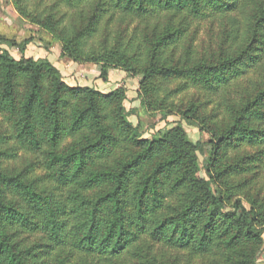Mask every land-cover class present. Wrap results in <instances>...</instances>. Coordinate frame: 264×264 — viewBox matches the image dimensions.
<instances>
[{
    "label": "trees",
    "instance_id": "16d2710c",
    "mask_svg": "<svg viewBox=\"0 0 264 264\" xmlns=\"http://www.w3.org/2000/svg\"><path fill=\"white\" fill-rule=\"evenodd\" d=\"M35 17L103 81L141 75L140 101L178 120L143 137L123 88L71 85L25 44L18 59L0 47V264H257L264 0H55ZM206 24L219 34L204 42ZM191 89L204 109L217 96L208 113L184 107ZM183 122L213 135L210 156Z\"/></svg>",
    "mask_w": 264,
    "mask_h": 264
},
{
    "label": "rangeland",
    "instance_id": "374dc122",
    "mask_svg": "<svg viewBox=\"0 0 264 264\" xmlns=\"http://www.w3.org/2000/svg\"><path fill=\"white\" fill-rule=\"evenodd\" d=\"M54 1L22 0L16 4L14 0H0V40L8 42V45L1 44L0 47L7 49L13 57L18 59L21 56L19 48L25 44V56L46 58L60 71L66 82L71 85L93 86L102 92L123 88L126 96L124 105L126 109L133 112L128 119L133 124H136L138 120L140 121V131L143 137H150L153 132L159 129L171 127L178 120V115H174L172 111L171 115L164 121L161 119L162 114L160 111H149L138 98L137 89L139 88L141 75L127 73L119 67H109L107 69L108 81H103L98 77L100 72L99 64L95 62H78L62 53L60 40L35 21V16H44L49 12ZM59 11L69 14L71 10L60 6ZM60 12L56 16H60ZM62 20L65 28H69L77 22L71 16H66ZM218 34L219 25L206 24L199 32V38L205 42L208 38H216ZM254 76L258 79L259 73H255ZM208 98L210 97L207 94L191 89L185 95V99H183V102H185L184 107L188 106L187 103L189 101H193L198 106L199 112L204 115L211 110L212 104H215L214 101H217V96L212 98L213 103L207 104L204 109L201 103ZM180 102L179 100L176 101L179 107L181 106ZM183 127L190 140L193 142L200 141L203 144L205 156H210L211 144L214 139L213 135L206 130L199 131L198 128L185 122H183ZM0 129H9V123L3 121L1 114ZM199 160H202V155H199ZM23 162L20 158L13 166L20 168ZM245 206L248 207L247 203H245ZM257 262V264H264V243L262 251L258 254Z\"/></svg>",
    "mask_w": 264,
    "mask_h": 264
}]
</instances>
